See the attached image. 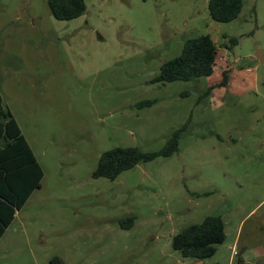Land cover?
<instances>
[{"label": "rangeland", "instance_id": "1", "mask_svg": "<svg viewBox=\"0 0 264 264\" xmlns=\"http://www.w3.org/2000/svg\"><path fill=\"white\" fill-rule=\"evenodd\" d=\"M209 1L85 0L83 16L59 21L47 0H0V91L44 172L0 264H264V0H244L230 23ZM203 35L219 48L215 74L155 83ZM225 70L228 86L208 95ZM183 128L172 156L94 178L104 153L160 152ZM209 216L225 242L183 258L173 238Z\"/></svg>", "mask_w": 264, "mask_h": 264}, {"label": "trees", "instance_id": "2", "mask_svg": "<svg viewBox=\"0 0 264 264\" xmlns=\"http://www.w3.org/2000/svg\"><path fill=\"white\" fill-rule=\"evenodd\" d=\"M52 15L59 21H71L83 16L87 7L85 0H47ZM244 0H210L209 14L213 21L230 23L237 20ZM237 45L238 39L230 40ZM219 48L210 35L185 42L179 57L164 63L155 83L193 82L211 78L215 74ZM230 70L222 73V80L208 88V95L215 88L227 87ZM152 101L139 104L150 107ZM186 125L184 126V128ZM183 129L173 133L164 150L146 153L138 148H116L104 153L93 176L115 181L122 173L136 166L151 162L158 157H170L178 150V141ZM44 172L33 150L23 135L20 126L0 91V240L13 223L17 212L23 209L32 194L41 188ZM137 217L121 220L123 229L135 225ZM225 224L219 216H209L202 223L180 231L172 240V247L183 258L208 260L215 256L217 247L225 242ZM54 264V261H53Z\"/></svg>", "mask_w": 264, "mask_h": 264}, {"label": "water", "instance_id": "3", "mask_svg": "<svg viewBox=\"0 0 264 264\" xmlns=\"http://www.w3.org/2000/svg\"><path fill=\"white\" fill-rule=\"evenodd\" d=\"M256 57H257L261 62L264 61V58H263V56H262V51H261V50H258V51H257V53H256ZM262 225L264 226V221H263Z\"/></svg>", "mask_w": 264, "mask_h": 264}, {"label": "built area", "instance_id": "4", "mask_svg": "<svg viewBox=\"0 0 264 264\" xmlns=\"http://www.w3.org/2000/svg\"><path fill=\"white\" fill-rule=\"evenodd\" d=\"M227 53V52H226ZM220 61L222 62H228V59H227V57H226V55H223V56H221L220 57Z\"/></svg>", "mask_w": 264, "mask_h": 264}, {"label": "crops", "instance_id": "5", "mask_svg": "<svg viewBox=\"0 0 264 264\" xmlns=\"http://www.w3.org/2000/svg\"><path fill=\"white\" fill-rule=\"evenodd\" d=\"M215 42V41H214ZM216 43V42H215Z\"/></svg>", "mask_w": 264, "mask_h": 264}, {"label": "flooded vegetation", "instance_id": "6", "mask_svg": "<svg viewBox=\"0 0 264 264\" xmlns=\"http://www.w3.org/2000/svg\"><path fill=\"white\" fill-rule=\"evenodd\" d=\"M263 228H264V226H263Z\"/></svg>", "mask_w": 264, "mask_h": 264}]
</instances>
